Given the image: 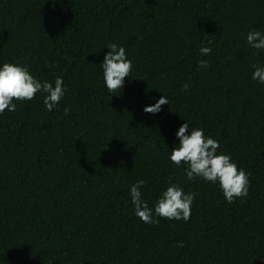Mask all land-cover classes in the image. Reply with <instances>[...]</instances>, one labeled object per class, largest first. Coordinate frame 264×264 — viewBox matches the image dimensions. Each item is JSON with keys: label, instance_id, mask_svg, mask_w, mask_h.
Masks as SVG:
<instances>
[{"label": "trees", "instance_id": "obj_1", "mask_svg": "<svg viewBox=\"0 0 264 264\" xmlns=\"http://www.w3.org/2000/svg\"><path fill=\"white\" fill-rule=\"evenodd\" d=\"M253 29L264 33V0H0V66L65 88L52 111L38 92L0 114V264H264ZM110 42L132 62L120 93L103 80ZM161 95L169 105L143 110ZM185 121L249 174L246 197L228 203L170 161ZM138 180L149 207L169 180L195 193L190 220L142 222L129 195Z\"/></svg>", "mask_w": 264, "mask_h": 264}, {"label": "clouds", "instance_id": "obj_2", "mask_svg": "<svg viewBox=\"0 0 264 264\" xmlns=\"http://www.w3.org/2000/svg\"><path fill=\"white\" fill-rule=\"evenodd\" d=\"M246 42L254 49L264 50V33L251 30L246 34ZM211 43L200 47V55L211 54ZM109 51L104 55L101 63L103 80L109 92L121 91L125 77H129L132 71V62L127 58L123 46L116 43H108ZM256 55L257 53H253ZM199 67H208V61L201 59ZM254 71L252 79L264 84V66L252 65ZM182 90H187L189 85L184 83ZM43 93V103L48 111L59 104L65 95L63 79L55 78L54 85L49 81L41 82L34 77L26 65L4 62L0 66V114L6 110L14 112V101L32 100L37 93ZM169 105L168 99L161 95L154 104L146 105L147 113H158L162 105ZM70 108H64L65 115L69 114ZM179 144L174 145L169 151V159L177 167L186 165L184 175L188 180L201 178L213 184H218L225 200L233 203L236 198L246 197L249 190V174L242 168H238L230 155L221 153L219 142L212 137H206L200 128L189 129V124H181L176 132ZM144 184L143 180L136 181L129 190L131 202L134 205V214L146 224H158V218L169 220H184L191 218V205L195 199V193H185L178 185L171 183L166 186L154 205L149 207L142 198L140 191ZM158 217V218H157ZM177 246L183 247V242Z\"/></svg>", "mask_w": 264, "mask_h": 264}]
</instances>
